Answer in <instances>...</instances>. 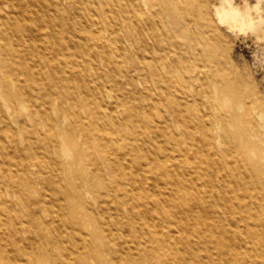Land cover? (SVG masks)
<instances>
[{
    "label": "bare ground",
    "instance_id": "bare-ground-1",
    "mask_svg": "<svg viewBox=\"0 0 264 264\" xmlns=\"http://www.w3.org/2000/svg\"><path fill=\"white\" fill-rule=\"evenodd\" d=\"M16 1L0 0V264H264V98L218 26L262 12L19 0L17 17ZM204 91L225 124L202 120ZM147 107L176 119L147 121Z\"/></svg>",
    "mask_w": 264,
    "mask_h": 264
},
{
    "label": "rangeland",
    "instance_id": "rangeland-1",
    "mask_svg": "<svg viewBox=\"0 0 264 264\" xmlns=\"http://www.w3.org/2000/svg\"><path fill=\"white\" fill-rule=\"evenodd\" d=\"M214 1L217 0H210V2ZM232 1L240 7L243 15L246 18L251 15L255 16L257 13H259V11L264 15V0H259L261 2L259 9L252 8L248 12L244 11L245 4L247 2L254 3L257 0ZM21 4L22 3H19V0H17L15 3L9 2L8 9H10L15 16L21 17V14H19ZM261 20L262 21L259 20L247 28L245 26L248 25H244L243 28H240V17L236 19L225 17L224 21L218 23V26L222 34L223 42L228 46L227 55L229 62L232 64V69H236L241 76L254 83L256 85V88L261 92L264 98V18ZM104 34H107V32L105 31ZM123 70H129L130 74H132L133 76H138L141 71L140 68H128L126 65L123 67ZM119 79L121 80V82H124L125 80L124 76H121ZM132 89L135 92L131 93L129 99L133 103L135 114L140 119L143 114L138 108V105L140 103L138 94L145 88L142 82L137 81V83L132 85ZM121 90H125V88ZM210 96L211 93L208 91H204V93L201 95L202 104L198 106V110H200L201 112V118H203L202 120H204L206 124H225L223 120L218 118V110H212L209 108ZM151 100H153V98H147V100L145 99V101H149V103L152 102ZM195 110L197 109L195 108ZM3 111L4 112H2V115L10 124H18V122H16L15 120V116L17 115L16 113H13V110L11 108L4 109ZM26 112L27 108H24L23 115H25ZM165 116H168L170 121H172V119H176V117H173L172 114H169V112L166 111L165 107H159L158 109L147 107V112L145 113L144 118L147 121L150 119L162 120ZM196 121L198 120L194 119L193 122ZM209 170L213 171L212 167H210ZM30 176L31 178H34L36 175L30 173ZM214 179L216 185L219 186L221 182L219 179H221V177L215 176ZM46 189L49 191V194L54 197V194L51 193L46 186L41 187L39 191L35 192L34 194L39 195L43 191H47ZM44 207H46V214L51 213L55 210V207L50 204H45ZM8 224L10 223L8 222Z\"/></svg>",
    "mask_w": 264,
    "mask_h": 264
}]
</instances>
